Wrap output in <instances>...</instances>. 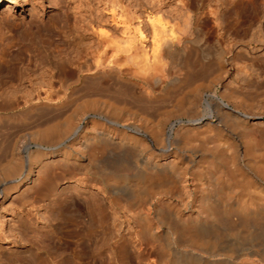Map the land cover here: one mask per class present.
<instances>
[{"label":"bare ground","instance_id":"1","mask_svg":"<svg viewBox=\"0 0 264 264\" xmlns=\"http://www.w3.org/2000/svg\"><path fill=\"white\" fill-rule=\"evenodd\" d=\"M214 2L219 0H79L73 7L67 5L66 20L78 39L72 37L74 43L64 47L65 52L57 45L59 53L47 54L46 64L40 60L45 79L47 71L60 72L64 97L53 102L52 82L32 78L27 67L20 75L28 85L23 80L16 85L12 79L4 90L15 101L4 98L1 105L18 108L22 99L26 107L18 113H0V120L24 124L36 106L41 111L70 105L71 110L62 119L0 139L1 216L3 220L38 216L41 223L19 218L13 224L17 233L9 236L0 230V264H85L89 257L88 264H104L105 256L100 263L97 256L106 251L112 237L105 216H125L119 221L128 225L135 220L126 216H139L144 224L136 219L142 228L135 233L140 244H151L157 264H264V128L251 122L252 116L261 118L264 111L250 114L230 108L223 99L231 89L219 93L218 77L208 83L203 78L191 81L198 70L194 71V62L191 67L190 50L202 41L206 16L219 4L212 8ZM239 7L250 14L256 3L241 0ZM13 9L9 6L8 12ZM34 21L19 28V37L30 36L34 53L35 49L49 53L41 39L50 35L49 29ZM52 25L60 27L56 20ZM4 41L0 34L1 57L14 45ZM205 53L222 62V50ZM95 82L133 90V98L150 104L181 92L153 119L142 106L119 105L114 95L74 96L84 83L96 90ZM188 173L196 182L192 186L186 181ZM64 182L68 185L62 187ZM252 182L255 188L247 189ZM178 202L192 209L185 211ZM147 216H157L161 230ZM54 219L61 225L54 235L60 240L73 238L76 255L66 258L53 245L44 223ZM144 233L149 240L141 238Z\"/></svg>","mask_w":264,"mask_h":264},{"label":"rangeland","instance_id":"2","mask_svg":"<svg viewBox=\"0 0 264 264\" xmlns=\"http://www.w3.org/2000/svg\"><path fill=\"white\" fill-rule=\"evenodd\" d=\"M73 1L74 0H18L17 3H13V4L9 5V4L3 2L2 0H0V30H1L0 34L2 35V38L5 39L4 42H7V41H10V42L13 41L14 42L13 46H11L10 48H6L5 53L4 52L2 53V57L0 54V59H1L0 60V68L1 67L4 68V71H2L0 73V87H1L0 88V113L1 114H10L11 112L12 113H18V111H21V110L25 109V107H26V104L22 101V99H21L22 103H20L21 105L18 106V108L17 107L12 108L8 105H4V106L1 105L2 100L4 98L12 99V101H15L14 95H12L11 92H8V90L4 92V90H6V86L8 88V85H9L8 83L14 82L16 85L17 84L20 85L19 82H21V80H23L22 81L23 85H25V84L28 85V82L25 79V77L23 79L22 75H20L21 72H24L25 67H27V70L29 73H31V75L34 74V75H32V78L36 79V77H37L38 80H44L45 79L44 73L46 71L43 70V69H45L43 65L46 64V62H47L46 61L47 54H49V55L55 54L59 51L58 49H60V52H65V51H63V49L66 50L64 47L68 46V44L70 45V43L73 39L72 37L76 36V34L73 31V28L67 22L66 16H65L67 5H70V7H71L72 4L76 5V3L79 2V0H76V2L74 1L75 3ZM83 1L84 0H82V2ZM221 1L223 2V4L225 3V5H223V4H222V6L219 5L221 3ZM218 3L217 2L213 3L214 5L212 6V8L214 6H216L217 4L218 5L212 9L213 11L208 12V14L206 16V21H205L206 23H204L202 25L203 26L202 29L204 30V31L202 30V33L200 35L201 36L200 39H202V41L198 40L199 42L195 44V47H192L193 50H192V48H191L192 51L190 50V55L192 56V57L190 56L191 61L193 58H195V59H193L192 62L190 61L191 67H194V65L197 64V66H195L194 71L198 70V73L196 72L197 74L195 73L196 75L194 74L195 76H192V78L193 77H195V78L191 79V81L192 82H202L200 80H202V78H203V82L206 83L207 80L210 81L211 79L218 77L221 81V85L218 87L219 93L221 92V90L223 91L225 87H229V89H231L230 90L231 95H229L228 98L224 97V99H223L224 102L226 104H228L230 108H232V109L236 108V109H240L243 111H249L248 113H250V114L251 113L252 114L262 113L264 111V9H262V7L264 8V6H262L261 4H263L264 2H263V0H255L256 7L250 12V14L243 11L239 7L241 0H219ZM73 5H72V7H73ZM9 6L14 8L13 10H11V13L8 12ZM217 7H219V8H217ZM214 11H216V13H214ZM7 12L9 14H8V18L6 19V18H4V15ZM61 18H62V21L60 23L59 20ZM217 18L219 20H217ZM31 20H35L34 22L37 21V22H40L41 24L43 23L44 26L47 29H49L48 31L50 32V35L49 36H43L41 38L42 41H44V43L46 44L45 46H46L47 50H49V53L47 51H46L47 53L46 52L44 53L43 51H38L39 52V54H38L36 49H35V53H34L33 46L30 47V44L28 43L29 42L28 38L30 36L28 38L26 37L25 40L20 39L19 34H18L19 28L28 25V23ZM52 20H56L57 22H59L60 27L55 28V26H53V25L51 26ZM215 21H217V22H215ZM218 22H219V24H218ZM61 29H63V31ZM72 34H74V35H72ZM202 36H203V38H202ZM75 39H78V37H76V38L74 37V41H77ZM74 41H72V43H74ZM216 41H218V44L215 43ZM204 42L206 43L205 44L206 46H204V44H203ZM57 45L58 46L61 45V47H63V48H60V46H59V48L57 49ZM207 46H209L210 49L206 50ZM27 49L30 51H28ZM203 49L206 52L208 50L209 51L210 50L215 51L217 49L222 50L223 51L222 62L219 63L214 58V55L212 56V54H210L208 56ZM52 50L54 53L52 52ZM234 52H237V53L240 52V53L234 59L230 60L229 58L233 55ZM3 54H5V55H3ZM36 54H37V57L34 56ZM41 54L43 57L41 56ZM38 56H40V58L41 57L42 58L39 59ZM206 56L210 60V62L213 61L211 64H210L209 60H207V58H205ZM32 57H34V58H32ZM35 57H36V59H35ZM210 57H211V59H210ZM30 58H32V59H30ZM20 60L23 61L24 64H21ZM40 60L43 61L42 62V63H44L43 65L40 62ZM195 61H197L198 63ZM38 63L41 65V67L39 66V68H38V66H36V65H39ZM202 64H203V66L205 65L204 68H202ZM206 64H207V66H206ZM208 65H210V66L208 67ZM42 66H43V68H42ZM205 67H206V70L201 71V70H204ZM34 69L36 70V72H34ZM41 69H42L43 73H41ZM67 70L69 73H71V69L68 68ZM39 72H40V75H39ZM50 72L47 71L49 76L45 75L46 76L45 80H50L49 81L50 83L52 82V87L51 86L50 87H51V90L53 92L52 94L54 96L51 94H48L49 92L47 93V95H49V96L51 95V98L54 97L53 102L55 100H56V102H58L65 95V91L62 90L63 88H61L62 86L59 83L60 82V72H57L56 69H55V71L53 70L51 73ZM203 73H204V76L202 75ZM22 74H24V73H22ZM35 74L39 75L40 79ZM41 74H43V76ZM199 74L202 76H200ZM33 76H35V77H33ZM200 77H201V79H200ZM247 78H249V79H247ZM12 79H13V81L10 82ZM98 82H95V84H94V85L98 86L97 87L98 90L96 89L97 91L94 89V87L91 84L88 83L89 85H87L86 83H84V84L79 85L78 88L76 87L74 96H82V95L87 94V93H93L95 96L97 95L96 97L102 96L101 98L104 99V96H107V97H105V99H109L110 96L112 97L114 95V97L116 96L115 97L116 99L119 98L117 101L119 105H126L127 107H130V108L133 107L132 109H135V108L138 109V108H140V106H142L144 108L143 110L148 111L146 113H148V115H150V117L153 119H157L158 114L161 110L168 108L172 104L173 101L175 102L176 96L179 95L181 92V91H176V92H174L175 94L172 93L171 97L159 99V100L155 101L156 103L153 102L150 104V103L145 102L144 100L133 98L132 93H131V91H133V90H128L126 92V90L120 89L118 86L114 87L115 85L111 86V85H108L107 83H105L106 85L104 84L105 86H103V85L101 86L99 83L102 84V82L101 81L99 83ZM107 87H108V89H107ZM112 88H113V90H112ZM59 89H60V91H59ZM135 90L139 91L138 89H135ZM49 91H50V89H49ZM94 91L96 92V94ZM124 91H125V93H123ZM41 92H42V90H41ZM98 92H100V93H98ZM41 94H42L41 95L42 97H43V95L46 96L45 90ZM60 94H61V96H60ZM17 95L19 97L21 94L18 93ZM170 98H173V99H170ZM205 98H206V95H203V102L205 101ZM36 100H37V98H36ZM149 105H150V107H149ZM22 106H24V108ZM37 107L38 106H36V108H34L35 112L32 111L30 114H28L26 119H29V120H27V122L25 120L24 124L20 125V123H17L15 121H10L8 119H6V120L2 119L3 121L0 120V127H1L0 128V135L2 136L0 138L1 141H2V139L4 140V138H6V137H9V138L14 137V134L17 135L21 132L26 133L34 125L36 126V125H40V124H46L47 121H48V123H50V122L52 123L53 120L55 121V120L62 119L63 116L66 115L71 110L70 105H68L67 107L65 106V107L59 108V109H55L52 107H49V109L48 108H46V109L41 108L40 109L41 111H39L38 110L39 108L37 109ZM251 122L256 124V125L258 123L259 124L258 126H260V127L263 126V128H264V116H261V118L259 116H255V117L252 116ZM24 125H26V126H24ZM25 129H26V131H25ZM5 134H7V135H5ZM262 139H264V138L262 137ZM262 139H261V141H263L262 144L264 145V140H262ZM262 151L264 153V150H262ZM186 181H188V182L190 181L189 182L190 186H192V185H194V183H196L195 180L193 179V176L189 173L187 174ZM72 183L77 184V182H74V180L72 181ZM252 183H253V186H252ZM252 183H251V185H247V189L249 187H250L249 190H252L251 187H253V189L255 188L254 186H256L257 184L255 182H252ZM64 185H68V183L66 184V182H64L62 184V187ZM76 198H79V197L76 196ZM177 205L185 211H187L188 209H192L191 206L186 207V204H184V202H178ZM43 212H45V208H42L41 213H43ZM6 214L10 215V211L6 212ZM7 217H10L11 219L10 220H3L4 216H1V212H0V230L4 229L7 232V234L10 233V235H11L12 231H13L12 233H15L16 231H18L17 229L14 228L13 224H17L16 222L19 220V218L20 219L26 218V217L28 218L29 216L23 215V216H7ZM36 217H38V216H30L29 218L32 221H36V222L40 221V219H38ZM105 217H106L105 219L108 223V230L110 231L112 237H111V240L109 241L110 247L108 246V248H106V251L102 254V256H97V262L98 263H100L101 259L104 258V256H105V258L103 259L104 264H117V263L118 264H122V263H124V264H144L146 262L147 263H154L156 261L155 259H157V258L152 253L153 248H152L151 244H149V245L140 244L139 238L135 233L136 230L140 231V229L142 228L141 226H143V224H144V222L140 221L139 216H126V218L132 217L135 220V223L132 222L131 225L121 223L119 221L120 219L121 220L125 219V216H105ZM147 217L149 218L150 222L156 223L157 216H147ZM96 218H99V216L98 217L96 216ZM1 219H2V221H1ZM115 219L118 221H115ZM136 219L139 222L136 221ZM56 221L57 220L54 219L52 221H47L44 223V226L46 227L47 233L50 232L49 235H50V237H52L53 245H55V247H57L59 250L64 251L65 257L67 256L66 258H69V256H71V255H74V253L76 255V251H75V245L76 244H75L73 238L60 240L54 235L53 231L55 229L59 230V227L61 226ZM136 222H138L140 225L141 224L142 225L141 226L139 225L140 226L139 227ZM37 224L41 225V223H38V222H37ZM156 224H158V222ZM159 225L160 224L156 225V228ZM73 227L74 226H71L69 229H72ZM13 229H15V230H13ZM157 229L161 230V226L158 227ZM11 237L13 238L14 236L12 235ZM141 238L144 240H149L150 236L144 233V234H142ZM3 245L4 246L6 245L5 247H8L10 249H12V247H13V249L18 248V246L14 245V244H3ZM114 253L118 255V261L114 258V255H113ZM105 254H107V255H105ZM112 257H113V259H112ZM127 257L130 258L131 263L128 261V259H126ZM89 258L85 259V264H88V262L91 260ZM113 260H114V262H112ZM155 263L157 264V262H155Z\"/></svg>","mask_w":264,"mask_h":264}]
</instances>
